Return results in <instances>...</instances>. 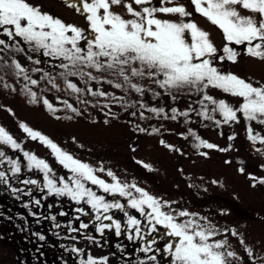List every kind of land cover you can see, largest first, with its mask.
<instances>
[{
	"label": "snow or ice",
	"instance_id": "6c2138e0",
	"mask_svg": "<svg viewBox=\"0 0 264 264\" xmlns=\"http://www.w3.org/2000/svg\"><path fill=\"white\" fill-rule=\"evenodd\" d=\"M65 3L85 16L87 30L41 11L30 0H0V29H3L4 34L9 37H19L24 42L34 45L36 49H43L46 56L68 61L73 67L79 64L94 68L96 71L109 70L112 74L122 77L124 83L136 92H143V89L132 83V77H147L161 88L190 87L198 92H204L200 103L209 101L215 105L216 108L213 110L218 109L226 121L236 120L237 112H241L245 119L264 124V84L256 86L250 80L234 73H222L215 66L216 61L237 62L240 53L234 46H243L247 55L264 60V0H190L194 11L222 32L226 41L222 49L216 47L210 38V33L199 27L194 20L183 19L191 17L192 12H189L184 5L174 3L173 0H159L158 5H154L153 0H78V2L65 0ZM166 4L173 6H165ZM114 7L124 8L128 18L114 11ZM241 10H246L249 14L244 15ZM157 14L178 15L181 19L175 22L161 19ZM89 32L90 35L87 34ZM3 44L5 41L0 39V45ZM69 64L61 66L68 68ZM16 68L23 71L19 63H16ZM68 74L81 77L88 75L92 80L97 79L91 73L83 71ZM107 82L116 88L123 87L121 83H114L111 80ZM31 83L36 84L37 81L33 80ZM68 87L73 91H80L75 84L68 83ZM209 87L242 98V102L238 108H234L224 100L217 101L205 92ZM31 95L35 98V93ZM93 95L108 94L93 92ZM44 103L52 110V105L47 100ZM150 111L163 110L153 108ZM172 111L176 113L177 110ZM203 114L208 118L206 111ZM20 127L32 139L38 138L50 147L59 163L72 173L67 182L64 178H60L59 183L62 187H58L57 181L48 175L52 172L49 165L43 159L24 152L29 162L28 167L30 169L35 167L44 172L45 187L49 193L67 195L77 203L83 201L90 205L97 213L95 217L97 221H100L101 216L111 209L123 211L125 205L118 201H107L105 196L97 195L92 188L87 187L86 182L98 186L104 193L119 194L129 198L128 205L136 209L141 216H146L150 226L149 235L157 231V226L161 225L167 230L168 237L176 238L174 242H167L164 248L172 258V264H228L227 257L235 256L234 252L221 251L227 244L226 240L210 242L217 231L210 224L201 225L194 218L196 214L183 210L178 213L174 210H162V208H170L168 202L158 200L137 187L135 183L131 185H122L119 181L107 183L94 174L96 169L75 159L40 132L33 131L25 124H21ZM249 133V139L255 141L258 138L251 135V129ZM261 142H264V139ZM200 143L208 148L216 147L205 141ZM0 144L10 145L13 149L20 148V144L3 127H0ZM0 158H2L0 164L6 159L11 165L13 175L21 171L20 163L7 158L3 151H0ZM98 171L103 172L104 169L100 168ZM107 175L116 180L111 171H107ZM7 181L8 176L5 171H0V182ZM24 183L35 185L38 182L30 179ZM259 183L264 184V179ZM129 188H134L135 192L139 193V197H133L132 192L127 190ZM12 190L17 191L15 188ZM36 203L39 204V201L37 200ZM145 206L150 211L146 212ZM125 215H128L127 212ZM180 217H189V219L181 221ZM103 219L112 221L117 235L120 234V222L113 220L110 215H103ZM127 223L135 226V233L140 236L141 221L128 216ZM80 227L87 228L88 225L81 224ZM110 227L112 225L101 224L97 230L103 233L104 229ZM232 234L236 235L235 232ZM40 239L44 237L41 236ZM74 251L78 250L74 249ZM142 251L150 252L151 246L144 247ZM249 254H251L250 250ZM148 259L155 261L156 256L152 255ZM87 264H96V260L89 256Z\"/></svg>",
	"mask_w": 264,
	"mask_h": 264
},
{
	"label": "rangeland",
	"instance_id": "374dc122",
	"mask_svg": "<svg viewBox=\"0 0 264 264\" xmlns=\"http://www.w3.org/2000/svg\"><path fill=\"white\" fill-rule=\"evenodd\" d=\"M30 2L43 12L88 29L85 16L68 7L65 0H30ZM69 2H78V0H69ZM158 2L159 0H153L154 5H158ZM173 2L184 5L189 12H192L191 17L183 19L194 20L199 27L210 33V38L216 47L222 49L226 43L222 32L196 13L190 0H173ZM165 6H173V4ZM113 10L128 18L124 8L114 7ZM241 12L244 15L249 14L246 10ZM157 15L161 19L175 22L181 19L178 15ZM87 34L90 35V32ZM234 47L240 53L237 62L218 61V66L227 73H234L250 80L256 86L264 84V60L247 55L243 46ZM16 59L20 66L26 65V61L21 56H16ZM51 63L54 64V61ZM57 64L66 74L61 80L59 76L57 78L61 83L60 91H52L49 79H37V75L32 74L33 79L39 80L38 85L28 86L31 94L35 93L38 97L37 106L28 105L32 101L25 88L16 95L15 99L6 100L0 105V127H3L20 144L24 152L43 159L49 165L52 172L48 175L57 181V185H61L60 178H64L67 182L72 173L59 163L50 147L38 138L32 139L20 127L21 124L40 132L75 159L89 164L97 170L94 174L105 182L119 181L122 185L135 183L137 187L158 200L168 202L170 208H162V210H174L176 213L183 210L194 213L196 214L194 218L201 225L214 226L217 234L211 237L210 242L226 240L227 244L221 251L235 253V256L227 257L228 264H264V187L259 183L264 179V142H261L264 139V124L244 117V130L241 132L237 130L231 141L210 133L208 135L210 144L216 147L207 148V155L186 156L180 144L181 140L175 133L169 134L164 139L146 138L130 130L124 123L65 120L62 112L69 107L73 108L76 104L75 98L78 97L72 96L75 91L68 87V83L75 84L77 88L81 86L78 76L69 75L67 72H78L83 66L77 64L73 67L65 60ZM63 64H69L70 67L64 68L61 66ZM92 85L94 87V84ZM45 100L52 105V110L45 105ZM249 129L251 135L258 137L255 141L249 139ZM0 151L14 153L6 144H0ZM3 164H0L2 168ZM100 168L104 171H98ZM107 171H111L116 180L109 177ZM86 186L92 188L97 195L105 196L109 202L118 201L125 205L123 211L111 209L103 214L110 215L113 220L120 222L121 228L135 230V226L127 223L128 216H133L141 221L139 225L141 237L158 239L168 237L167 230L161 225L157 226V231L149 235L150 226L146 216H141L136 209L128 205L129 198L119 194L104 193L90 182H86ZM127 190L132 192L133 197H139V193H136L134 188ZM74 203L76 207L83 209L88 217L95 219L97 213L90 205L83 201L80 203L74 201ZM145 211L150 209L145 206ZM125 212L128 215H125ZM103 215L100 223L109 224L110 220L103 219ZM201 217L205 219H200ZM186 219L189 217L179 218L181 221ZM110 224L112 229H115L112 221ZM233 232L236 235H233ZM3 236L0 233V264L24 263L23 255H20L16 247L9 245ZM175 239L166 238L168 242L169 240L174 242ZM63 242L72 244L70 254L53 250L54 254L50 257L45 254L39 256L41 260L36 264H82V262L87 264L89 256L96 260V264H117L116 257L108 248L90 245L80 237L70 238L67 241L63 239ZM56 255L58 257L54 258ZM48 259H55V262Z\"/></svg>",
	"mask_w": 264,
	"mask_h": 264
},
{
	"label": "trees",
	"instance_id": "16d2710c",
	"mask_svg": "<svg viewBox=\"0 0 264 264\" xmlns=\"http://www.w3.org/2000/svg\"><path fill=\"white\" fill-rule=\"evenodd\" d=\"M0 39L5 41V44L0 45V105L6 100L15 99L25 88L32 101L28 105L37 106L38 97L35 94L33 98L28 86L33 80L37 83L32 85H38L37 79L41 78L49 79L52 91H60L61 83L57 78L59 76L61 80L66 74L57 63L63 59L46 56L43 49H36L19 37H9L4 34L3 29H0ZM16 56H21L26 61V65L21 66L23 71L16 68ZM215 66L222 73H227L218 66V61ZM79 71L91 73L97 79L92 80L88 75H77L81 82L78 87L80 91H75L72 95L78 96L74 97L75 106L62 112L65 120L124 123L130 130L146 138L164 139L175 133L181 140L180 144L186 156L207 155L208 147L200 142L210 143V133L231 141L237 130L241 132L245 128V119L241 112H237L236 120L226 121L218 109L213 110L215 105L209 101L200 103L205 93L194 88H161L147 77H132V83L143 89V92H136L124 83L122 77L109 70L96 71L94 68L83 67ZM32 74H36L38 78L33 79ZM109 80L121 83L123 87L116 88L107 82ZM93 92H105L108 95H93ZM205 92L217 101H226L234 108H238L242 102V98L234 97L218 88L209 87ZM153 108L163 111H150ZM173 109L177 110L176 113H173ZM205 111L208 118L203 114ZM7 146L14 153L5 151L6 157L17 160L21 171L13 175L11 165L6 159L3 168L0 166V171H5L8 176L6 183L0 182V233L9 245L16 247L20 255H23L22 264H36L41 260L39 256L45 254L50 257L54 254L53 250L70 254L72 244L64 243L63 239L67 241L77 237L90 245L108 248L116 257L117 264H172V258L164 251L168 242L166 238L169 237H141L132 228H121L119 235L112 227L101 233L97 230L101 225L100 221L88 217L84 211H77L79 208L74 205L70 196L49 193L45 187V174L39 172L42 171L40 169L36 172L35 167H28V159L21 147L13 149L10 145ZM30 179L38 183H24ZM260 184L264 187V184ZM13 188L17 191L14 192ZM37 200L39 204L36 203ZM108 223L111 225L110 221ZM81 224H87L88 227L81 228ZM41 236L44 239H40ZM147 246H151V251L145 253L142 249ZM152 255L156 256L155 261L148 259ZM52 261L55 262V259Z\"/></svg>",
	"mask_w": 264,
	"mask_h": 264
}]
</instances>
